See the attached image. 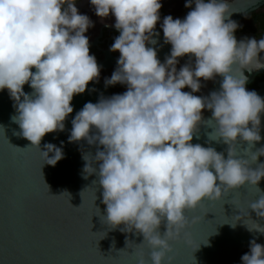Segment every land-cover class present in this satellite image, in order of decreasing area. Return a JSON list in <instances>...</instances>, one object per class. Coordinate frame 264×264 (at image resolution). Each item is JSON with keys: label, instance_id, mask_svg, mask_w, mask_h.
Returning a JSON list of instances; mask_svg holds the SVG:
<instances>
[{"label": "clouds", "instance_id": "1", "mask_svg": "<svg viewBox=\"0 0 264 264\" xmlns=\"http://www.w3.org/2000/svg\"><path fill=\"white\" fill-rule=\"evenodd\" d=\"M193 2L184 19L164 18V40L172 47L161 63L157 51L146 47L157 43L152 37L158 35L154 30L161 0H90L98 17H115L120 32L110 48L120 53L118 66L105 84H125L127 91L86 103L71 121L68 141L87 140L102 147L92 161L83 157L84 171L98 176L105 222L112 229L123 225L120 231L143 235L150 256L140 264H165L171 242L188 224L185 213L205 198L219 200L226 190L246 182L256 186L264 178V164L255 170L249 166L264 156V147L250 160L237 158L233 150L238 139L250 145L262 139L264 99L246 90L248 77L242 69L264 68L259 55L264 38L237 41L239 25L230 19L228 0H187L185 7ZM93 26L78 12L75 0H0V91L7 89L15 102L12 120L32 147L40 149L46 134L64 131L74 95L84 93L90 81L98 82L100 66L89 54L85 35ZM186 54L195 57L194 66L189 63L177 71V58ZM217 75L223 77L219 91L209 97L193 95L202 87L201 78ZM26 84L31 93L24 92ZM185 87L191 92L182 91ZM205 108L215 122L210 138L229 145L227 158L191 142ZM44 147L46 164L55 166L64 158L63 142ZM248 208L264 218V194ZM165 221L162 236L159 229ZM244 224L250 232L264 234V226ZM241 261L264 264V245L250 241Z\"/></svg>", "mask_w": 264, "mask_h": 264}, {"label": "water", "instance_id": "2", "mask_svg": "<svg viewBox=\"0 0 264 264\" xmlns=\"http://www.w3.org/2000/svg\"><path fill=\"white\" fill-rule=\"evenodd\" d=\"M228 3L230 19L237 23L264 7V0ZM154 31L158 35H153L152 39L157 43H147L146 47H153L157 58L164 63L172 46L165 43L162 31ZM234 36L238 42L254 38L236 33ZM104 55L103 61H97L100 71L118 66V59L108 52ZM259 55L264 58V52ZM177 59L178 63H188L195 57L186 54ZM242 72L248 77L247 89L256 77L264 74V68L252 72L242 69ZM222 80V76H215L206 88L205 97L219 91ZM118 84L106 86L99 80L90 81L84 93L74 95L73 112L64 122L65 130L46 134L40 149L32 147L31 142L19 134L21 130L12 120L16 115L15 102L7 89L0 91V264H140L142 259L147 262L150 249L143 235L135 230L122 232L123 225L112 229L105 222L106 205L102 203L103 189L98 184V176L84 171L83 157L92 161L102 147L87 140L68 141L76 113L88 102L97 103L102 96H113L110 90ZM23 90L25 93L33 91L28 84ZM252 91L264 99V81ZM214 130L212 112L205 108L191 142L212 147L227 158L229 145L222 139H211ZM260 135L261 141L252 145L238 139L233 145L237 158L250 160L251 154L264 147V113L261 114ZM61 142L64 158L55 166L46 164L41 153L46 151L44 145L52 143L60 147ZM52 155L49 153L50 157ZM261 164H264V156H259L249 166L255 170ZM93 167L98 170L99 166L93 163ZM261 194H264V178L256 186L246 182L238 189L226 190L219 200L205 198L196 209L188 210L185 213L188 224L171 242L172 251L165 264H240L241 254L250 250V241L256 240L259 244L264 241V234L250 232L244 224L253 227L256 222L264 226V218L257 217L248 208ZM166 230L165 221L159 229L162 236Z\"/></svg>", "mask_w": 264, "mask_h": 264}, {"label": "flooded vegetation", "instance_id": "3", "mask_svg": "<svg viewBox=\"0 0 264 264\" xmlns=\"http://www.w3.org/2000/svg\"><path fill=\"white\" fill-rule=\"evenodd\" d=\"M230 1L232 0H228V2ZM161 3L162 8L160 9V20L157 22L155 30H160L162 32V24L166 16L171 15L173 19H184L188 12L195 7L194 2L191 8L185 7L187 0H161ZM75 6L77 7L80 14L87 15L94 24V26L90 27L85 33L86 37L89 39V54L94 55L97 61H103L105 59V52H108L112 58L119 59V51H110L115 39L120 35V32L114 26L115 17L111 14L103 19L98 17L95 14V8L91 5L90 0H75ZM64 7H67V5H64ZM238 25L239 28L235 31L236 34L252 35L256 40L264 38V7L248 15L241 22H239ZM189 63L194 66L195 60L188 63H177L175 67L177 71H179L181 67ZM115 70L116 67L111 66L106 70L100 71L99 81L105 83V80L111 78ZM211 81L212 80L205 81L203 78H201L200 83L202 87L199 92L193 93V95L205 97L206 88ZM263 81L264 74L256 77L254 83L252 84L255 85V88L252 90H255L257 88V84ZM110 91L112 95L123 94L127 91V86L125 84H118ZM182 91L191 92V89L185 87L182 89ZM261 245H264V241L261 243ZM249 251L250 250L245 252L248 253ZM242 254L240 256V263L242 262Z\"/></svg>", "mask_w": 264, "mask_h": 264}, {"label": "trees", "instance_id": "4", "mask_svg": "<svg viewBox=\"0 0 264 264\" xmlns=\"http://www.w3.org/2000/svg\"><path fill=\"white\" fill-rule=\"evenodd\" d=\"M254 88H255V85H251V86H250L249 88H247L246 90L251 91V90L254 89ZM245 253H247V252H245ZM245 253H243L242 256H243ZM240 264H242V262H241Z\"/></svg>", "mask_w": 264, "mask_h": 264}, {"label": "bare ground", "instance_id": "5", "mask_svg": "<svg viewBox=\"0 0 264 264\" xmlns=\"http://www.w3.org/2000/svg\"><path fill=\"white\" fill-rule=\"evenodd\" d=\"M116 67V66H115ZM117 68V67H116Z\"/></svg>", "mask_w": 264, "mask_h": 264}]
</instances>
